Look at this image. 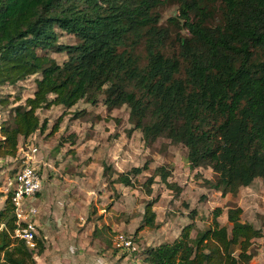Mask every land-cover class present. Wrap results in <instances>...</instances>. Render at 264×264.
Returning a JSON list of instances; mask_svg holds the SVG:
<instances>
[{"label":"trees","instance_id":"16d2710c","mask_svg":"<svg viewBox=\"0 0 264 264\" xmlns=\"http://www.w3.org/2000/svg\"><path fill=\"white\" fill-rule=\"evenodd\" d=\"M165 1L0 0V86L38 75L32 96L0 123V157H15L20 139L45 132L37 110H69L103 95L108 111L128 107L132 128L141 130L145 143L166 137L186 147L190 168H211L216 178L204 179L206 187L224 196L256 178L264 183V55L258 52L264 51V0H170L178 11L170 20L187 30L170 52V32L158 25L156 10ZM63 32L76 42L60 43ZM49 51L67 57L58 63ZM0 103L9 105L6 98ZM62 114L46 135L58 130ZM144 169L146 164L118 173L115 182L131 186L129 175ZM154 172L170 185L164 166ZM152 182L150 176L146 183ZM1 185L0 264H33V252L14 236L11 195ZM242 211L227 208L228 231L218 220L222 208L215 207L206 229L192 238L194 223L184 225L173 241L147 248L142 262L249 264L256 255L253 241L263 233L241 219ZM143 225L155 226L151 201ZM44 249L37 236L36 253Z\"/></svg>","mask_w":264,"mask_h":264},{"label":"rangeland","instance_id":"374dc122","mask_svg":"<svg viewBox=\"0 0 264 264\" xmlns=\"http://www.w3.org/2000/svg\"><path fill=\"white\" fill-rule=\"evenodd\" d=\"M156 10L158 25L170 32L167 51L177 50L176 40L187 30L170 20L178 15L176 3L166 0ZM218 18L220 15L216 14L213 21ZM58 41L74 44L76 38L63 32ZM138 52L144 54L143 43ZM258 52L264 55V51ZM49 55L58 63L67 57L65 52L49 51ZM37 76H29L15 85L0 86V99L9 101L6 106L0 103V123L9 122L12 107L32 96ZM17 96L20 100L15 102ZM102 99L100 95L95 104L81 99L69 110L63 106L37 110L39 118L48 123L47 131L63 113L59 128L51 135L37 133L23 142L32 141L38 146L35 159L43 177L40 192L43 202L36 205L40 225L50 235L45 245L43 232L39 231L45 247L39 262L43 258L45 264H79V260H84V264H132L131 253L114 248L115 233L132 235L140 256L144 257L147 248L173 241L190 222L194 223L190 233L194 238L196 232L209 226L211 212L217 206L222 208L218 220L228 231L231 224L227 222L226 210L236 205L243 209L241 219L252 221L264 231V183L260 178L247 187H240L234 195L223 196L220 191L205 186L204 179L216 178L211 168L189 167L183 144L173 143L166 137L145 143L141 130L132 128L128 107L122 105L108 111ZM19 164V158L0 157L3 186ZM144 164L146 169L141 173L129 175L133 181L131 186L115 182L118 173ZM161 165L169 172L170 185L154 172ZM150 176L153 182L149 185L146 180ZM3 200H0L1 207ZM150 201L155 212L154 227L143 225L145 205ZM253 247L262 255L249 264H260L258 259L264 258V233L253 241Z\"/></svg>","mask_w":264,"mask_h":264},{"label":"built area","instance_id":"2783aa9c","mask_svg":"<svg viewBox=\"0 0 264 264\" xmlns=\"http://www.w3.org/2000/svg\"><path fill=\"white\" fill-rule=\"evenodd\" d=\"M31 139V138H30ZM28 139V141L30 140ZM23 143V142H22ZM19 145L15 158H19V168L4 181L3 192L11 195L13 212L16 219L14 236L24 240L29 251L33 252L35 263L39 264L40 254L36 253L39 210L35 203L37 194L42 190L43 177L38 172L35 155L38 146L34 142ZM113 246L133 255L132 264H145L139 254V246L132 235L119 231L113 237Z\"/></svg>","mask_w":264,"mask_h":264},{"label":"crops","instance_id":"0c3cea01","mask_svg":"<svg viewBox=\"0 0 264 264\" xmlns=\"http://www.w3.org/2000/svg\"><path fill=\"white\" fill-rule=\"evenodd\" d=\"M58 106H60V105H58ZM48 124V123H47ZM49 132V130L47 131V129L45 130V132H43V133H41L40 131H37V132H35L33 135H31V136H29L26 140H28V139H30V138H34V136L37 134V133H39L40 135H45V134H47ZM21 140V139H20ZM20 140H19V142H20ZM25 141V139L23 140L22 139V142H24ZM22 142H20L19 143V145L22 143ZM18 145V146H19ZM41 192V191H40ZM40 192L37 194V196H36V198H35V203L37 202L38 203V205H39V203H40V201H41V203L43 202L42 200H40V198H41V195L42 194H40ZM40 194V195H39ZM0 203H1V201H0ZM40 207V206H39ZM0 208H1V204H0ZM39 215V214H38ZM39 218H40V216H39ZM39 218L37 217V226H38V232L39 231H42L43 233H41L42 234V236H43V238L45 239V245H47L48 243H49V241H46L47 239H48V237H49V235L50 234H47V232H46V227H41L42 225H40L41 224V222H39ZM249 222H251V223H253L252 221H249ZM262 233H264V231L262 230ZM38 236H40L39 235V233H38ZM50 238H51V236H50ZM258 239V238H257ZM46 251V250H45ZM42 254V257H43V255H44V252L43 253H41ZM262 255V252H257L256 253V255L253 257V259H255V258H258L259 256H261ZM91 258H93V257H91ZM252 259V260H253ZM251 260V261H252ZM80 262H79V264H84L85 263V261L84 260H79ZM258 261H260V264H264V258L263 257H261L260 259H258ZM39 264H45V260L42 258V262H39ZM74 264V263H73ZM75 264H78V263H75Z\"/></svg>","mask_w":264,"mask_h":264}]
</instances>
